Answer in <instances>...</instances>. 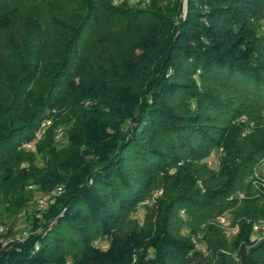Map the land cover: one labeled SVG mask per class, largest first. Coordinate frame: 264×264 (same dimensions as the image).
I'll return each instance as SVG.
<instances>
[{
  "label": "trees",
  "instance_id": "obj_1",
  "mask_svg": "<svg viewBox=\"0 0 264 264\" xmlns=\"http://www.w3.org/2000/svg\"><path fill=\"white\" fill-rule=\"evenodd\" d=\"M180 9L179 3L174 12L121 9L144 34L129 55L96 63L101 83L94 93L75 84L86 80L84 66L77 65L79 39L91 27L87 7L56 54L26 60L33 69L19 79L25 81L18 103L0 106V192L18 180L12 152L34 137L40 121L53 116L72 89L78 92L70 106L78 107L70 108L74 121L59 153L45 138L38 145L53 154L50 170L31 167L20 175L21 184L31 180L42 190L61 182L63 190L23 242L0 246V264H206L180 232L177 213L187 214L191 230L220 215L235 204L226 197L264 155V129H253L250 150L241 153L235 140L241 128L229 127L245 100L264 106V59L256 55L257 39L247 27L249 17L264 16V0H185L183 15ZM81 98L94 102L78 103ZM220 145L225 160L210 170L203 163ZM159 175L166 179V194L144 207L142 218L152 208L151 221H127ZM257 216L264 211L259 213L255 199L242 200L230 245L217 226L203 229L214 264H235L225 253L235 246L237 264H264V240L247 246ZM97 239L106 247L95 245Z\"/></svg>",
  "mask_w": 264,
  "mask_h": 264
},
{
  "label": "rangeland",
  "instance_id": "obj_2",
  "mask_svg": "<svg viewBox=\"0 0 264 264\" xmlns=\"http://www.w3.org/2000/svg\"><path fill=\"white\" fill-rule=\"evenodd\" d=\"M178 3L181 4L180 11L183 15L185 0H0V106L8 108L11 102L18 103V95L22 90L23 81H25L19 79L26 76V70L32 71L33 69L32 63L28 65L26 60L37 57L42 60L49 54H56V46L60 42L68 41L72 31L77 28L83 16L87 15L85 7L90 12V17L86 21L91 23V27L88 28L90 30L89 33L87 32L88 35L81 36L79 39L80 46L83 48L77 68L84 66L83 78L86 80L83 83L77 81L75 84L79 85L80 88L77 90L81 92L94 93L101 83L98 79L100 74L94 68L96 63L104 62L109 57H113L115 60L118 57L129 55L135 51L144 34L143 26L141 27L139 22L125 19L122 12L119 11L127 8L158 7L174 12ZM247 27L251 37L257 39L256 55L260 59H264V16L255 14L249 17ZM77 90L68 91L63 106L57 111L51 110L54 115L40 121L34 137L12 152L14 163L11 168L13 177L17 176L18 180L13 178L6 185L7 189L0 192V226L3 228L0 238L2 241L11 238L22 226L32 232L33 223L43 220L49 205L63 190L61 182L41 190L31 180L22 184L19 181L21 180L20 175L30 170L31 167H36L42 172L50 170L48 167L50 161L53 160V154L44 149L38 150V145L43 138L48 141L52 151H57L55 153H59L66 145V129L74 121L70 108L78 107L74 103L70 106V101L75 100ZM220 91L224 90L220 89ZM93 99L81 98L78 103L92 104ZM249 100H245L246 102L239 107L238 114L229 121V127L241 128L235 138L242 146L241 153L250 150L253 129L257 127L255 128L257 133L264 129V106L255 107L251 99ZM201 110L203 113H207L206 108ZM215 150L212 151L216 155L214 163L207 164L204 162L205 160L204 163L202 160L197 163H203L210 170H218L220 163L225 160V154L221 145ZM253 172H256L264 180V169H255L253 164L243 178L242 187L226 197V199L232 198L235 201L234 205L229 206L221 213L227 217L228 224H237L232 221V218L234 211L240 209L242 200L253 198L259 213L264 211V185L260 184L261 178L255 179ZM165 183L164 176L159 175L148 186L145 198L134 206L133 211L129 214L131 219L127 221L132 222L136 219L139 224L143 222L147 224L151 221L152 208L150 212H147L145 219L142 218L143 209L146 205L155 206L158 200L166 194ZM196 185L200 191H203L200 181H196ZM49 196L52 199L51 202L46 201V206L43 209L39 208L37 199ZM177 218L182 226L180 232L189 237L194 245V250L206 257V264H214L215 259L209 248L206 247L203 229L208 225L217 226L229 245L237 233L233 234L221 228L216 217L201 222L194 230L190 229L189 218L183 210L178 211ZM257 220H264V216H257L252 221ZM262 236L263 233L252 232L250 226L247 246L260 242L264 238ZM94 244L105 248L107 242L97 239ZM225 253L229 254L237 264L236 246ZM150 254L151 251H149ZM68 258L67 256L66 259ZM67 261L69 262V260Z\"/></svg>",
  "mask_w": 264,
  "mask_h": 264
},
{
  "label": "built area",
  "instance_id": "obj_3",
  "mask_svg": "<svg viewBox=\"0 0 264 264\" xmlns=\"http://www.w3.org/2000/svg\"><path fill=\"white\" fill-rule=\"evenodd\" d=\"M215 160H216V155L213 152H210L208 154V156H207V159H206L207 164H211V162L214 163ZM254 168L255 169H259V170H263L264 169V156H261L255 162ZM253 173L255 175L254 176L255 179H258V178L260 179L261 178V177H259L257 175L256 172H253ZM261 183L264 185L263 178L260 179V184ZM50 196L48 198H39V199H37V204H38L39 208L41 207V209H43L46 206V201L47 202H51L52 199H50ZM237 197H238V195H237ZM226 220H227V217H225L224 214H220V215L216 216V221L221 226V228H223L226 231H229V232L235 234L237 232V230H238V225L237 224H228ZM250 226H251V231L252 232L263 233L262 237H264V220H257L255 222L252 221L250 223ZM2 229L3 228L0 226V232L2 231ZM30 233L31 232L28 231L25 226L19 227V229L17 230V233H15L11 238L7 239L6 241H2L1 238H0V246H5V245L10 244L12 242L21 243L28 237V235ZM263 240H264V238H263ZM33 248L34 249L37 248V243H35L33 245ZM43 264H53V263L45 262ZM65 264H69V262L66 261Z\"/></svg>",
  "mask_w": 264,
  "mask_h": 264
}]
</instances>
